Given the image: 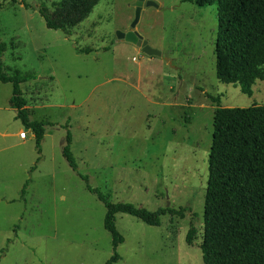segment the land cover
<instances>
[{"label": "rangeland", "instance_id": "374dc122", "mask_svg": "<svg viewBox=\"0 0 264 264\" xmlns=\"http://www.w3.org/2000/svg\"><path fill=\"white\" fill-rule=\"evenodd\" d=\"M153 1L159 6L144 4L135 29L168 60L116 39L117 30L130 29L136 0H99L69 35L47 27L39 12L62 18L59 0H5L3 70L35 75L21 83L28 115L55 125L46 126L39 154L35 134L10 105L13 84L0 80V129L14 133L0 136V264H106L114 253L103 203L62 154L68 120L79 172L109 201L150 210L169 202L197 213L194 246L186 242L190 214L167 213L149 225L118 213L123 242L114 264H204L215 111L264 105V81L247 95L218 80L216 4Z\"/></svg>", "mask_w": 264, "mask_h": 264}, {"label": "trees", "instance_id": "16d2710c", "mask_svg": "<svg viewBox=\"0 0 264 264\" xmlns=\"http://www.w3.org/2000/svg\"><path fill=\"white\" fill-rule=\"evenodd\" d=\"M199 6L217 5L216 76L222 83L238 85L242 93L253 94V85L264 81V0H189ZM99 0H59L58 15L53 20L39 8L46 26L69 35L83 21ZM5 0H0V9ZM30 8V5L24 3ZM7 44L0 38V80L13 84L10 105L24 127L35 134V145L42 154V140L48 121L31 120L21 83L35 77L15 69L12 75L3 70L2 55ZM62 154L68 165L85 180L90 192L105 207L104 228L112 236L114 253L106 264L120 259L117 248L123 236L116 228V215L128 213L149 225H160L164 214H190L186 242L194 246L197 239V213L191 206L160 207L150 210L130 202H111L99 188L92 187L78 170L71 149L69 120ZM38 158L37 162L39 161ZM37 164L32 166L35 170ZM29 180L21 190L26 193ZM204 264H264V105L249 107L218 104L213 121V137L208 155V178L204 196V235L199 245ZM1 259V257H0Z\"/></svg>", "mask_w": 264, "mask_h": 264}, {"label": "water", "instance_id": "95a60500", "mask_svg": "<svg viewBox=\"0 0 264 264\" xmlns=\"http://www.w3.org/2000/svg\"><path fill=\"white\" fill-rule=\"evenodd\" d=\"M146 4L147 6H154V7H158V3H156L153 0H136L135 2V16L134 19L130 25V29L127 31H123V30H117L116 31V39L117 40H124L130 43H133L135 45H137L138 47L141 48V50L149 55V56H163V53L156 49L153 48L149 45L148 41L146 39L143 38V36L135 29V27L137 26L139 20H140V15H141V11H142V6ZM166 60H168V58L166 56H163ZM171 63V62H170ZM169 205V202L167 204V207Z\"/></svg>", "mask_w": 264, "mask_h": 264}, {"label": "crops", "instance_id": "0c3cea01", "mask_svg": "<svg viewBox=\"0 0 264 264\" xmlns=\"http://www.w3.org/2000/svg\"><path fill=\"white\" fill-rule=\"evenodd\" d=\"M148 59H149V58L144 59L143 62H144V61H148ZM152 59H153V58H150L149 61H151ZM0 107H1V106H0ZM9 109H10V108H8V110H9ZM13 109H14V108H13ZM14 110H15V109H14ZM28 130H30V131L32 132L31 129H28ZM21 131H22V130H21ZM21 131H20V132H21ZM12 134H14V133H13V132H12V133H9V132H7V131H4V130H1V129H0V136L3 137V138H4V137H8L9 135H12ZM33 134H34V133H33Z\"/></svg>", "mask_w": 264, "mask_h": 264}, {"label": "built area", "instance_id": "2783aa9c", "mask_svg": "<svg viewBox=\"0 0 264 264\" xmlns=\"http://www.w3.org/2000/svg\"><path fill=\"white\" fill-rule=\"evenodd\" d=\"M19 135H20L21 138H26L27 137V133L25 131H23V130L20 132Z\"/></svg>", "mask_w": 264, "mask_h": 264}]
</instances>
